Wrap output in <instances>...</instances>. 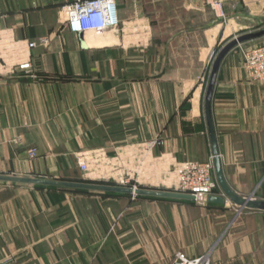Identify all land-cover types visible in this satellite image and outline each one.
<instances>
[{
  "label": "crops",
  "instance_id": "obj_1",
  "mask_svg": "<svg viewBox=\"0 0 264 264\" xmlns=\"http://www.w3.org/2000/svg\"><path fill=\"white\" fill-rule=\"evenodd\" d=\"M70 1L0 0V31L22 43L50 39L31 50L34 77L15 70L14 60L0 62V174L74 179L79 158L93 163L100 156L103 167L130 176L144 145L159 140L149 151V172L136 179L171 188L176 166L212 157L196 77L229 41L230 28L240 35L264 27V0H224L221 8L214 0H115L119 24L100 33L70 31L61 10ZM247 44L264 45V36ZM237 48L224 57L212 97L219 157L238 195L264 200V82L249 79ZM63 191L0 181V264H9V249L28 248L16 245L20 234L56 229L65 235L60 249H79L71 239L80 228L78 199ZM132 196L164 204L171 225L176 208L185 228L201 227L200 248L187 245V256L210 251L211 264H264V210L240 209L228 198L198 206ZM102 233L82 249L109 248V227Z\"/></svg>",
  "mask_w": 264,
  "mask_h": 264
},
{
  "label": "rangeland",
  "instance_id": "obj_2",
  "mask_svg": "<svg viewBox=\"0 0 264 264\" xmlns=\"http://www.w3.org/2000/svg\"><path fill=\"white\" fill-rule=\"evenodd\" d=\"M240 30L241 29L230 28L225 33L226 37H224V40L228 41L232 39L233 36L238 35L237 32ZM257 46L261 45L253 46L245 42L237 46L238 51L242 55L243 67L246 69L248 75L249 72L244 54L246 51ZM216 53L217 51H215V54ZM214 55L210 59L206 73L196 77L197 81L200 83V90L198 89L197 96L200 98L201 104L204 100V93L209 77V68ZM249 79L252 80L250 75ZM256 81L264 82V80ZM147 159H149L148 155L145 156L146 164H143L144 168H148L149 162ZM100 160L101 157L98 156L93 163L88 162V170L83 171L78 168L76 171H73L75 173L73 180H61L100 184H106L108 181H115L116 183L120 179V175L117 174V171L103 167L104 164H102ZM212 160L210 156L205 162ZM123 175L127 176V173ZM169 177H172V179L168 180L167 183H172L171 188L161 186L160 183V185L154 186L153 188L180 191V179L177 177L176 173L170 174ZM150 180L153 181L152 178H150ZM137 183L138 187L141 188H149L150 186L148 185L149 181L143 176L139 177ZM215 192L222 194L218 185ZM63 193L72 198L77 197L78 199V223L80 228L76 227L75 232L71 234V239L79 249L76 251H72L68 248L60 249L59 245L64 240L63 238L65 235L60 231H56V229H54L53 232H44L40 234L31 233L28 236L20 234L18 235L19 244L16 245L28 248L17 249L16 247L15 249H9V264L14 262L17 264H172L175 253H184V248L187 245L189 246V244H192L195 248H200L199 246L201 243L196 240L202 239L204 236L201 227L198 224H193L185 228L186 226L182 224L181 215L176 211V208H174L173 225H171V218H168L171 214L167 215V210L163 206L164 204H155L156 202H152L151 200L126 195L116 198L118 200L115 201L113 199L111 200L112 196L109 195L77 193L69 190H65ZM194 202L195 205L198 206L204 204L196 201ZM65 204L68 205V202ZM119 209L120 214H117ZM112 210H114V213ZM106 226L109 227L111 231L108 240L109 248L107 247L106 250H98L97 248L99 246L96 243L97 241H101L103 228ZM207 229L208 226L204 227L203 231L206 232L205 230ZM119 233H124L125 236L118 241ZM87 237H90L91 240L96 243L92 245L93 248L91 249L89 248L91 243L88 245V249H82V243L89 240ZM194 240L196 242H193ZM118 242L120 243L118 244ZM37 244L39 246L38 248L33 247ZM207 253L210 254V251ZM91 259L92 262H90Z\"/></svg>",
  "mask_w": 264,
  "mask_h": 264
},
{
  "label": "built area",
  "instance_id": "obj_3",
  "mask_svg": "<svg viewBox=\"0 0 264 264\" xmlns=\"http://www.w3.org/2000/svg\"><path fill=\"white\" fill-rule=\"evenodd\" d=\"M223 1L214 0L213 6L221 8ZM61 10L68 28L74 33L89 31L100 33L113 29L119 24L115 0H72L62 5ZM49 42L48 36H40L36 40L22 43L13 40L9 32L0 31L1 65L4 66L7 62L14 60L15 70L34 77L35 72L31 60V50L39 45L46 46ZM9 49H12L11 56H9ZM244 56L250 77L254 80H264V45L246 51ZM157 143H159V140H152L144 145L139 165L136 168L137 171L132 172L130 176L120 177V186L138 187L136 185V177L139 173L145 174L149 172V169H146L147 171L144 170V165L146 164L145 156L149 155V151ZM28 154L30 157H34L36 149H30ZM78 165L83 171L89 168L88 162L81 158L78 160ZM107 166H114V162H111ZM170 173H176L180 179V192L193 194L195 197L194 201L196 202L206 203L208 202V196L215 194L214 192L218 184L214 178L213 160L204 163L185 161L176 166ZM172 264H210V254L206 252L196 258H189L184 253L177 252Z\"/></svg>",
  "mask_w": 264,
  "mask_h": 264
},
{
  "label": "water",
  "instance_id": "obj_4",
  "mask_svg": "<svg viewBox=\"0 0 264 264\" xmlns=\"http://www.w3.org/2000/svg\"><path fill=\"white\" fill-rule=\"evenodd\" d=\"M262 36H264V27L257 31L246 32L234 37L233 39L229 40L227 43H225L222 46V48L218 51L215 58L213 59L211 65L208 82L206 85L205 95H204V115L207 125L208 136L210 140L215 179L220 190L222 191V195H209L208 202L224 203L225 198H228L240 209L248 208V209L264 210V200L255 199L252 198L251 196L250 197L240 196L227 184L223 175L222 165L219 157L215 127L212 117V97L215 88L217 74L224 57L227 55L229 51H231L233 48L237 47L238 45L254 39H258ZM0 181L51 186V187L52 186L63 187V188H72V189L107 191L114 193L142 195V196H150V197L187 199V200L195 199L193 194L187 192L141 188V187L133 188V187L120 186V185H112V184L79 182V181H71V180L50 179L43 177H29V176L0 174Z\"/></svg>",
  "mask_w": 264,
  "mask_h": 264
},
{
  "label": "trees",
  "instance_id": "obj_5",
  "mask_svg": "<svg viewBox=\"0 0 264 264\" xmlns=\"http://www.w3.org/2000/svg\"><path fill=\"white\" fill-rule=\"evenodd\" d=\"M71 180H73V179H71ZM106 184H113V183L108 181V182H106ZM34 186L41 187V188H46V189L69 190V191H74V192H77V193H95V194H99V195H111V194H113V195H119V193L107 192V191H96V190H85V189H72V188H63V187L42 186V185H34ZM137 196H142V195H137ZM146 197H149V196H146ZM151 198H162V197H151Z\"/></svg>",
  "mask_w": 264,
  "mask_h": 264
}]
</instances>
